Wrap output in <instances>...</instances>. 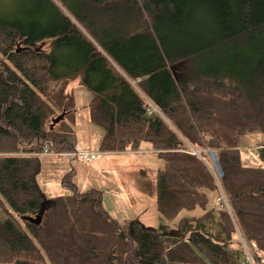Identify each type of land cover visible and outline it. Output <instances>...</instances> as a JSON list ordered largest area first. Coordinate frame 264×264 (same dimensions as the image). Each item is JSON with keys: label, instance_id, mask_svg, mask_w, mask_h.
Wrapping results in <instances>:
<instances>
[{"label": "trees", "instance_id": "trees-1", "mask_svg": "<svg viewBox=\"0 0 264 264\" xmlns=\"http://www.w3.org/2000/svg\"><path fill=\"white\" fill-rule=\"evenodd\" d=\"M77 76L90 92L88 120L102 130L97 150L147 144L163 162L159 215L200 212L181 216L175 234L118 224L101 191L77 190L69 170L67 193L39 224L0 222V263L248 264L246 250L264 264V167L239 157L246 133L264 135V0L0 3V201L16 215H34L41 199L38 155L76 143L65 88ZM201 149L214 152L219 179ZM257 152L264 164V147ZM218 191L225 204L209 198Z\"/></svg>", "mask_w": 264, "mask_h": 264}, {"label": "rangeland", "instance_id": "rangeland-1", "mask_svg": "<svg viewBox=\"0 0 264 264\" xmlns=\"http://www.w3.org/2000/svg\"><path fill=\"white\" fill-rule=\"evenodd\" d=\"M9 2L11 0H0L1 5ZM178 66L172 69L175 76L177 72L183 71V66ZM65 91L72 94L74 98V132L78 138L88 144H86L87 147L94 149L90 143L99 140L102 130L90 123L87 117L85 105L90 99V92L80 84L78 76L68 80ZM61 111H58L57 114ZM263 147L264 135L258 132L246 133L239 147L241 164L264 167L257 152ZM200 152L205 157L206 161L204 162L215 180L219 179L209 159L208 150L201 149ZM98 156L101 161L100 168H97L92 162L64 154L40 153L38 155L40 168L36 175V181L42 195L58 196L67 193V189L61 185L60 180L63 174L72 170V182L77 190L84 191L89 188L100 190L102 206L118 224L137 220L144 226L156 228L163 224L167 229H170L176 228L177 221L181 216L199 214L200 211L197 208L192 211L181 210L174 218L165 220L156 211L155 173L162 167L163 162L156 157L149 146L143 145L137 152L100 153ZM218 193L219 191L217 195ZM217 195L215 198L212 196L209 198L216 201ZM28 216L33 217V215ZM22 217L12 213L5 202L0 203V222L9 219L15 226L23 229L24 219Z\"/></svg>", "mask_w": 264, "mask_h": 264}, {"label": "water", "instance_id": "water-1", "mask_svg": "<svg viewBox=\"0 0 264 264\" xmlns=\"http://www.w3.org/2000/svg\"><path fill=\"white\" fill-rule=\"evenodd\" d=\"M17 47H20V48L16 49V51H18L19 49H21V50L28 49V47H26V46H19L18 43H17ZM64 114H65V112L62 109V111L59 114H57L56 116L52 117L50 119V122H49V125H48L49 129L52 128V126L54 124H56L58 121L63 119ZM208 154L210 155L209 159L211 160L212 165H213L217 175L220 177L221 176V171H220L218 163L216 161L214 152L212 150H208ZM53 203H54L53 199L45 198L43 195H41V199H40V201L38 203L36 212L33 215V217L28 216V215H24L22 218L24 220L32 223V224H39L40 221H41V217H42L43 212L45 210H47ZM140 227L141 228H145V229L151 228L149 226H144L142 224H140ZM166 232L168 234H175V233H178V228L177 227L176 228H170Z\"/></svg>", "mask_w": 264, "mask_h": 264}, {"label": "built area", "instance_id": "built-area-1", "mask_svg": "<svg viewBox=\"0 0 264 264\" xmlns=\"http://www.w3.org/2000/svg\"><path fill=\"white\" fill-rule=\"evenodd\" d=\"M42 153H44V154L52 153L54 155L64 154V155H67V156H70V157H73V158H76V159H80V160H83V161H86V162H92L97 167L100 164V159H99V156H98L100 154V152L97 150V148L90 149L89 147L84 146L82 144H78V143H75L74 146H73V149L70 152H68V153L49 152L46 149H43ZM192 153H196V152L192 151ZM219 193H220V195H219L218 198H216V201L217 200H221L223 202V204H225V201H224V198H223V195H222L221 191ZM238 239H239V242H240V246L245 250L244 244H243L242 239H241V237L239 235H238ZM245 255H246L248 264H253L251 262L249 256H248L246 250H245Z\"/></svg>", "mask_w": 264, "mask_h": 264}, {"label": "crops", "instance_id": "crops-1", "mask_svg": "<svg viewBox=\"0 0 264 264\" xmlns=\"http://www.w3.org/2000/svg\"><path fill=\"white\" fill-rule=\"evenodd\" d=\"M101 137V136H100ZM100 139V138H99ZM75 142L76 143H79V144H82V145H84V146H87L88 144L85 142V141H83L82 139H80V138H78L77 137V135H76V133H75ZM91 142H94V141H91ZM97 143H98V140H97V142H94V143H90L91 144V146L93 147V148H96L97 147ZM87 144V145H86ZM143 145H147V144H142L141 146H140V148L143 146ZM148 146V145H147ZM139 148V149H140ZM139 149L138 150H124V151H120V152H114V153H116V154H118V153H125V152H133V151H139ZM100 153H113V152H100ZM100 159V158H99ZM93 165H95V164H93ZM96 166V165H95ZM100 166H101V161H100V164H99V166L97 167V168H100ZM41 195H42V193H41ZM44 195V194H43ZM44 197L45 198H50V199H53L54 197H56V196H54V195H48V196H46V195H44Z\"/></svg>", "mask_w": 264, "mask_h": 264}, {"label": "bare ground", "instance_id": "bare-ground-1", "mask_svg": "<svg viewBox=\"0 0 264 264\" xmlns=\"http://www.w3.org/2000/svg\"><path fill=\"white\" fill-rule=\"evenodd\" d=\"M196 152V151H195ZM210 156V155H209Z\"/></svg>", "mask_w": 264, "mask_h": 264}]
</instances>
